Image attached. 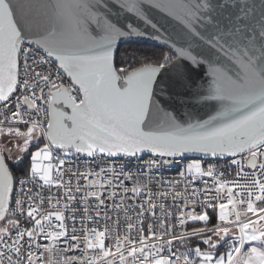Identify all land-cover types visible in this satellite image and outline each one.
Instances as JSON below:
<instances>
[{
	"label": "snow or ice",
	"instance_id": "obj_1",
	"mask_svg": "<svg viewBox=\"0 0 264 264\" xmlns=\"http://www.w3.org/2000/svg\"><path fill=\"white\" fill-rule=\"evenodd\" d=\"M145 5L183 43L161 34L168 51L117 66L118 41L144 33L112 17L150 23ZM32 7L0 0V264H264V3L252 35L213 0ZM185 60L209 66L188 98L206 119L159 106L161 69Z\"/></svg>",
	"mask_w": 264,
	"mask_h": 264
},
{
	"label": "water",
	"instance_id": "obj_2",
	"mask_svg": "<svg viewBox=\"0 0 264 264\" xmlns=\"http://www.w3.org/2000/svg\"><path fill=\"white\" fill-rule=\"evenodd\" d=\"M21 2L25 5L31 4L33 7L26 10L37 20L40 19V13L42 11L40 5L43 0H21ZM213 3L218 5L213 15L222 28L230 26L229 21L231 19L242 29L247 27L248 35H252V27H256L258 32V24L261 22V4L264 3V0H247L248 7L243 10H241L242 0H213ZM219 5H223V7H219ZM145 8L147 9L145 14L149 17L150 23H146L144 20L137 18L133 13L126 11H121L118 20L115 16L112 17L119 25L126 26V24L131 23L137 27L140 32L144 33V35L141 36L133 35L121 38L117 43L114 58L120 45L131 42L147 43L168 51V46L163 44L162 40L156 38L161 34L164 39L176 40L178 45L183 43L180 33L185 29L184 25L179 20L168 15L166 12L151 8L148 5H145ZM237 17L240 18L239 21L236 20ZM153 23L160 29L159 33H156L155 29L152 28ZM224 59L226 60V58ZM178 71L185 74L187 81L190 82V86L186 87L184 83L177 80ZM211 80L212 76L208 64L193 67L189 61L185 60L182 62L181 68L170 65L161 69L157 77L156 85L157 99L160 102V108H162L164 112L172 113L180 119H184L185 114L188 112H193L200 118L206 119L207 114L212 111L211 106L194 105L189 102L188 98L198 91H206ZM160 116H163V112L160 113Z\"/></svg>",
	"mask_w": 264,
	"mask_h": 264
},
{
	"label": "trees",
	"instance_id": "obj_3",
	"mask_svg": "<svg viewBox=\"0 0 264 264\" xmlns=\"http://www.w3.org/2000/svg\"><path fill=\"white\" fill-rule=\"evenodd\" d=\"M161 51L167 50L147 43L131 42L119 46L115 55V62L117 66H120L126 60L128 63L136 64L144 58L145 54L152 59H156Z\"/></svg>",
	"mask_w": 264,
	"mask_h": 264
},
{
	"label": "built area",
	"instance_id": "obj_4",
	"mask_svg": "<svg viewBox=\"0 0 264 264\" xmlns=\"http://www.w3.org/2000/svg\"><path fill=\"white\" fill-rule=\"evenodd\" d=\"M136 163H137L136 161H133V166H135ZM183 164H184L183 161L178 160L175 165L168 167L166 169H162L161 171L163 172V175L165 178H175L177 170L182 169ZM220 165H221V167L224 166L223 161H220ZM209 211H212V210L209 209Z\"/></svg>",
	"mask_w": 264,
	"mask_h": 264
}]
</instances>
